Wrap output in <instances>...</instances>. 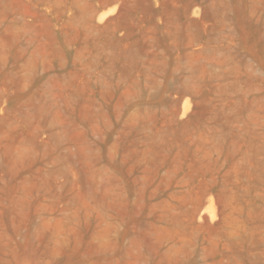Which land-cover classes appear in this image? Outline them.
Returning a JSON list of instances; mask_svg holds the SVG:
<instances>
[{
	"label": "rangeland",
	"instance_id": "rangeland-1",
	"mask_svg": "<svg viewBox=\"0 0 264 264\" xmlns=\"http://www.w3.org/2000/svg\"><path fill=\"white\" fill-rule=\"evenodd\" d=\"M0 264H264V0H0Z\"/></svg>",
	"mask_w": 264,
	"mask_h": 264
}]
</instances>
